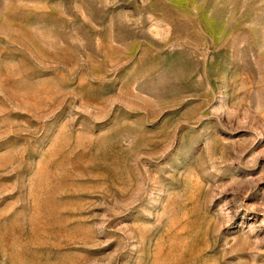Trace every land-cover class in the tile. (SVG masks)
<instances>
[{
	"label": "rangeland",
	"instance_id": "rangeland-1",
	"mask_svg": "<svg viewBox=\"0 0 264 264\" xmlns=\"http://www.w3.org/2000/svg\"><path fill=\"white\" fill-rule=\"evenodd\" d=\"M0 264H264V0H0Z\"/></svg>",
	"mask_w": 264,
	"mask_h": 264
}]
</instances>
